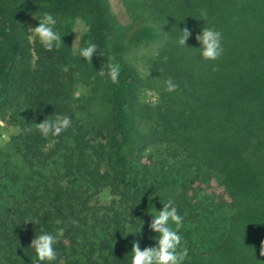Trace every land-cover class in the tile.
I'll return each mask as SVG.
<instances>
[{"label":"trees","instance_id":"obj_1","mask_svg":"<svg viewBox=\"0 0 264 264\" xmlns=\"http://www.w3.org/2000/svg\"><path fill=\"white\" fill-rule=\"evenodd\" d=\"M123 5L128 23L109 0H0V122L16 130L0 147V264H33L39 228L64 229L55 264H130L134 240L154 246L149 208L169 199L184 218L183 264H264V0ZM44 12L58 50L27 36ZM204 25L222 33L214 62L197 49ZM88 40L92 63L79 57ZM109 63L118 83L97 74ZM54 113L72 125L44 138L36 123Z\"/></svg>","mask_w":264,"mask_h":264},{"label":"clouds","instance_id":"obj_2","mask_svg":"<svg viewBox=\"0 0 264 264\" xmlns=\"http://www.w3.org/2000/svg\"><path fill=\"white\" fill-rule=\"evenodd\" d=\"M206 17V12H201ZM38 20V25L27 30L29 40L36 38L38 43L46 51L60 49L63 43V37L57 29V18L49 12H44ZM204 21V20H203ZM74 33L75 30L73 31ZM182 35L177 40L179 47H188L187 41L192 37L193 33L188 28L181 30ZM222 33L215 28L204 27L195 35L199 47V56L206 62L217 61L224 53L222 44ZM79 37L77 36V41ZM86 46L79 48V57L87 63H92L93 57L98 52L97 45L90 40L86 41ZM75 48V42L72 46ZM68 71V67L64 68ZM97 74L101 78H107L112 83H118L121 74V66L119 64L109 63L106 68H100ZM165 90L173 93L177 89V84L173 79L168 78L165 81ZM72 125V120L66 115L54 113L47 116L42 122L36 123V131L44 138L59 137ZM28 131H32L31 128ZM162 210H157L155 206L149 208V215L152 217L148 227L150 231L156 235L152 238L154 246L141 248L138 240H134L130 264H183L187 256V249L182 246L183 237L180 230L183 227V217L179 214L175 201L169 199L166 203H162ZM35 223L32 220L24 222ZM36 224V223H35ZM37 225V224H36ZM143 227V225H142ZM142 228L140 229L141 232ZM39 232L37 235L36 233ZM35 233V238L31 241L30 248L35 253L33 264H55L57 259V251L55 245L64 236V229L58 228L55 234L47 232L39 228ZM129 234H132L131 232ZM260 254L264 256V242L261 245Z\"/></svg>","mask_w":264,"mask_h":264},{"label":"rangeland","instance_id":"obj_3","mask_svg":"<svg viewBox=\"0 0 264 264\" xmlns=\"http://www.w3.org/2000/svg\"><path fill=\"white\" fill-rule=\"evenodd\" d=\"M109 2H110V6H111V9H112L114 15L118 16L122 23H128L130 21V19H129L127 11L125 10V7L123 5V0H109ZM126 14H127V16H126ZM150 25L160 28L161 37H158V42L163 41L165 37H164V29L161 28L162 27L161 24L150 22ZM86 29H87L86 24L80 19L77 20V22L75 24V28H74V30L76 32L75 33V40H76L77 36L79 37V39L77 41H75V47L76 48L79 46L80 40H81L84 32L86 31ZM151 41H153V39H151ZM149 47L150 46L142 47L141 52L144 53V51ZM139 51L140 50H138V48L133 49L131 54L137 55ZM133 63L138 67V69L141 71V73H146V70L140 61L135 60ZM147 100L149 102H155L156 101L155 93L152 91L147 92ZM15 132H16V130L14 128L7 126L4 122H0V147L4 143H6L9 140V138L11 137V135H13Z\"/></svg>","mask_w":264,"mask_h":264}]
</instances>
